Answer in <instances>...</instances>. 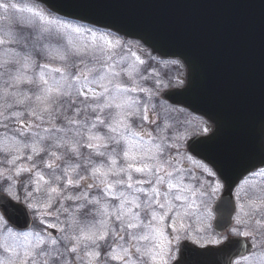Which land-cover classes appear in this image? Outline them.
<instances>
[{
    "label": "snow or ice",
    "instance_id": "6c2138e0",
    "mask_svg": "<svg viewBox=\"0 0 264 264\" xmlns=\"http://www.w3.org/2000/svg\"><path fill=\"white\" fill-rule=\"evenodd\" d=\"M0 10V264H171L187 221L203 223L206 197L225 186L196 158L201 141L189 145L196 155L183 148L192 125L160 99L171 77L142 74L148 61L129 42L83 17ZM232 185V234L252 249L234 264H264V168ZM21 190L59 235L13 216Z\"/></svg>",
    "mask_w": 264,
    "mask_h": 264
},
{
    "label": "water",
    "instance_id": "95a60500",
    "mask_svg": "<svg viewBox=\"0 0 264 264\" xmlns=\"http://www.w3.org/2000/svg\"><path fill=\"white\" fill-rule=\"evenodd\" d=\"M36 1L56 14L83 17L85 23L138 39L162 58H179L186 67L187 84L169 91L167 99L198 114H212L214 133L234 145L241 123H251L243 126L247 137L252 133L254 138L258 133L261 137L262 157L254 162H264V0ZM193 141H201L198 156L206 159V139H192L190 146ZM235 162L239 163L238 156ZM243 171L236 170L235 178ZM221 173L228 181L222 198L232 208L228 174L233 173L228 169ZM9 211L27 225V215L13 208ZM179 254L174 264H230L237 256L213 246H183Z\"/></svg>",
    "mask_w": 264,
    "mask_h": 264
},
{
    "label": "flooded vegetation",
    "instance_id": "af4514ba",
    "mask_svg": "<svg viewBox=\"0 0 264 264\" xmlns=\"http://www.w3.org/2000/svg\"><path fill=\"white\" fill-rule=\"evenodd\" d=\"M160 74H163L166 76L168 74L167 70L163 69H157ZM156 70V71H157ZM171 72L176 73V76L181 77L184 75L183 69L181 67L176 68V70L172 69ZM146 75V74H145ZM146 87H152V84L150 82H147L144 84ZM183 84H176L171 83V87H182ZM143 95V94H141ZM161 98V97H160ZM161 100H163L161 98ZM165 101V100H163ZM168 105L173 106L178 109H182L184 113L189 112L185 110L182 107L172 105L167 102ZM190 115V114H189ZM192 115V114H191ZM193 117L190 119L191 125L193 124L194 127L190 128V131L186 133L187 138L183 144V148L188 151L190 155H192L187 147V141L192 138L195 135H201L204 136L206 139V149H205V156L207 157V160L204 161L205 163H209L210 167H214V169H219L220 172H223V170L228 169L233 174H228L230 179L229 182L233 179H235V171L239 169L245 170L247 168L251 169L252 166H255V168L258 170L260 168H264V163H257L255 165L254 160L262 157V154L259 151L260 148V135L258 133V137L254 138L253 133L252 137L251 135L247 137V129H244L243 126L251 125V123L245 122L241 123L240 130L235 132V134L238 137V140L236 141L235 145L233 142L228 138L224 141L222 140L224 137L220 134H215V124L211 121V115L199 117L197 115H192ZM203 128H207L208 132L204 133ZM181 131H184L181 129ZM257 132V131H256ZM226 137V132L224 134ZM223 137V138H222ZM252 142L253 145H250ZM247 144V146H245ZM263 150H264V137L262 139L261 143ZM254 151V153H253ZM237 154V155H236ZM238 156L239 163L235 162V158ZM197 158V157H196ZM198 160H201L197 158ZM224 176L221 177V183L226 186L227 180H224ZM257 182L260 181L261 178L257 177L255 178ZM225 186L221 188L220 191H218L215 195H209L205 199V206H202L204 210V215H206V210L209 215V223L208 227L200 226L198 222H196L195 217L189 219L187 223L191 225V227L188 228V230L181 231L180 236L181 238L178 241H174L172 245V253L174 256V259L171 261V264L176 260V257L178 256V250L179 247L182 244L186 243H192L195 246H208L209 244L214 245L215 247L219 248L224 245H227L229 241H243L246 243H250L249 239H245L244 237H238L234 236L232 234V228L235 225V219L236 216V197L233 195L235 192V185L232 186L230 193L231 197L234 200V212L232 211L230 205L223 206L219 205V198L226 190ZM6 196V193H1ZM10 198V197H8ZM11 199V198H10ZM15 201V200H12ZM16 203L22 204L24 207L27 208L30 217L32 218V224L29 228L34 229L36 231L44 230L42 223L39 219H36V212L34 209H30L27 207V205L24 203L23 200V190H21V200L19 202L15 201ZM222 211L223 213H221ZM62 218V217H61ZM204 229V230H201ZM59 235V234H58ZM218 240L219 243H210L211 240ZM252 251V249L250 250ZM238 259V258H237ZM237 259H235L233 262H235ZM256 264H260V261L257 260Z\"/></svg>",
    "mask_w": 264,
    "mask_h": 264
},
{
    "label": "rangeland",
    "instance_id": "374dc122",
    "mask_svg": "<svg viewBox=\"0 0 264 264\" xmlns=\"http://www.w3.org/2000/svg\"><path fill=\"white\" fill-rule=\"evenodd\" d=\"M0 2H5V3H16L18 6H32L34 7L36 10H42L44 11L46 14L50 15V16H55V15H52L43 5H41L40 3H33L32 2H26V3H23V2H19V1H13V0H0ZM2 11V10H0ZM60 17V16H59ZM61 19H64L62 17H60ZM86 24V23H84ZM88 26H90L89 24H86ZM90 27H94V26H90ZM96 28V27H95ZM101 30V29H100ZM101 31H107V30H104L102 29ZM113 36H116L114 33H112ZM131 44V43H130ZM132 46V51H135L137 52V55H139L142 59H145L148 61L147 65L145 66V68L143 69L144 71L146 70H157V69H168V68H178V67H183L182 65H180V63L178 62L177 64H173L172 62L173 61H167V62H161V61H157L156 59L155 60H148V57L150 56L149 53L145 52L144 49L138 45V49L133 45L131 44ZM137 46V45H136ZM176 77H173V80L175 79ZM178 80V78H177ZM173 81L171 83H176V81ZM169 81V80H168ZM168 81H165V83H168ZM194 127V125L192 124L191 128ZM201 213H203V223H198L200 226H205L206 228L208 227V223H209V215H208V212L206 210V215H204V210L203 208L200 209ZM196 219V218H195ZM196 221V220H195ZM56 223L55 219L52 218V217H45L44 218V223L43 226L44 227H47L48 224H54Z\"/></svg>",
    "mask_w": 264,
    "mask_h": 264
}]
</instances>
